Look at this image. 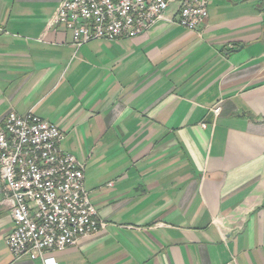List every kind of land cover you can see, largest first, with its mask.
Returning a JSON list of instances; mask_svg holds the SVG:
<instances>
[{"label": "crops", "instance_id": "obj_1", "mask_svg": "<svg viewBox=\"0 0 264 264\" xmlns=\"http://www.w3.org/2000/svg\"><path fill=\"white\" fill-rule=\"evenodd\" d=\"M59 1L0 0V123L55 124L105 222L52 263L264 264V0L79 47L47 27ZM12 228L0 203V264H43L13 258Z\"/></svg>", "mask_w": 264, "mask_h": 264}, {"label": "built area", "instance_id": "obj_2", "mask_svg": "<svg viewBox=\"0 0 264 264\" xmlns=\"http://www.w3.org/2000/svg\"><path fill=\"white\" fill-rule=\"evenodd\" d=\"M208 0H60L47 27L63 26L79 47L93 40L132 38L160 23L201 33ZM218 106L211 109L215 114ZM202 126H205L202 124ZM63 133L32 111L0 123L1 205L13 228L5 245L15 259L52 263L80 237L105 227L84 186L83 165L60 147Z\"/></svg>", "mask_w": 264, "mask_h": 264}]
</instances>
